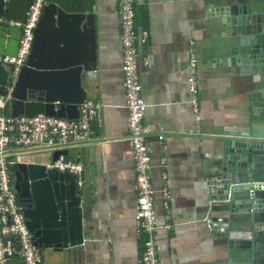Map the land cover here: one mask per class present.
<instances>
[{"label":"crops","instance_id":"0c3cea01","mask_svg":"<svg viewBox=\"0 0 264 264\" xmlns=\"http://www.w3.org/2000/svg\"><path fill=\"white\" fill-rule=\"evenodd\" d=\"M224 1L135 0L137 28L149 32L138 45L139 76L147 103L144 124L150 132L146 142L163 264H225L222 249L230 250L209 226L206 178L216 159V139L244 130L251 119L257 84L234 62L236 34L225 32L214 11ZM94 3L98 68L84 74V85L87 99L100 110V122L92 124V140L61 149L64 157L85 165L80 191L91 207L93 231L71 260L64 253V264H141L144 244L135 220L136 170L121 71L120 1ZM194 57L199 113L189 82ZM56 151L44 154L54 158ZM165 188L171 194L169 208ZM42 253L43 264H58L62 255L55 250Z\"/></svg>","mask_w":264,"mask_h":264},{"label":"water","instance_id":"95a60500","mask_svg":"<svg viewBox=\"0 0 264 264\" xmlns=\"http://www.w3.org/2000/svg\"><path fill=\"white\" fill-rule=\"evenodd\" d=\"M31 3L0 0V53L17 54L22 28L11 22H25ZM222 4L215 14L225 32L236 34L232 56L254 76L257 106L244 130L216 139L206 178L207 219L219 243L230 249L221 247L222 262L264 264V0ZM94 6V0H47L29 61L18 71L0 63V99L12 117H80L88 98L84 74L98 68ZM41 154L32 152L13 168L15 188L36 246L62 254L57 263L64 264L65 252L71 260L90 239L91 207L77 177L56 168L63 151L38 162ZM10 263L25 264L22 258Z\"/></svg>","mask_w":264,"mask_h":264},{"label":"built area","instance_id":"2783aa9c","mask_svg":"<svg viewBox=\"0 0 264 264\" xmlns=\"http://www.w3.org/2000/svg\"><path fill=\"white\" fill-rule=\"evenodd\" d=\"M120 1L122 36L123 81L128 111L127 126L129 143L133 151L136 170V212L137 234L143 238L144 251L141 264H163L160 245L157 240L159 226L155 209V189L152 182V158L147 145L150 134L144 124L147 103L142 94L139 76V43L146 42L149 32L139 31L136 25L135 0ZM47 0H32L25 22L12 21L22 28L16 55L0 53V63L20 70L30 58L36 38V29L44 15ZM4 18L0 17V22ZM198 59L190 62L191 90L197 113L200 109V81ZM6 103L0 99V111ZM100 110L93 100H85L78 119L49 116L45 113L35 116L21 115L14 118L0 112V264H11L15 258H22L25 264H43L42 250L35 244L34 234L29 228L25 206L21 203L15 188L13 168L30 158L32 152L61 150L69 144H81L92 140L95 129L92 124L100 122ZM164 137H160L162 140ZM47 154V153H46ZM45 154V155H46ZM62 173L77 177V188L84 185L85 165L81 161L66 159L64 155L55 163ZM166 207L169 208L171 194L163 189ZM212 229V227L210 226Z\"/></svg>","mask_w":264,"mask_h":264},{"label":"rangeland","instance_id":"374dc122","mask_svg":"<svg viewBox=\"0 0 264 264\" xmlns=\"http://www.w3.org/2000/svg\"><path fill=\"white\" fill-rule=\"evenodd\" d=\"M44 154H41V156H40V158H37V161L38 162H43L44 161V159H43V157H47V156H43Z\"/></svg>","mask_w":264,"mask_h":264},{"label":"trees","instance_id":"16d2710c","mask_svg":"<svg viewBox=\"0 0 264 264\" xmlns=\"http://www.w3.org/2000/svg\"><path fill=\"white\" fill-rule=\"evenodd\" d=\"M7 110H8V109L5 107V110H4V111H0V112L4 113V114H6V115H10V113L8 114L9 111L7 112Z\"/></svg>","mask_w":264,"mask_h":264},{"label":"clouds","instance_id":"9594fccd","mask_svg":"<svg viewBox=\"0 0 264 264\" xmlns=\"http://www.w3.org/2000/svg\"><path fill=\"white\" fill-rule=\"evenodd\" d=\"M4 18V17H3ZM17 22V21H16ZM12 23V22H11ZM13 24V23H12ZM11 115V114H10ZM57 151H61V150H57ZM62 155H64V154H62ZM66 158V157H65ZM14 175V174H13ZM15 185H16V183H15Z\"/></svg>","mask_w":264,"mask_h":264},{"label":"flooded vegetation","instance_id":"af4514ba","mask_svg":"<svg viewBox=\"0 0 264 264\" xmlns=\"http://www.w3.org/2000/svg\"><path fill=\"white\" fill-rule=\"evenodd\" d=\"M19 198H20V196H19ZM213 230V229H212Z\"/></svg>","mask_w":264,"mask_h":264}]
</instances>
